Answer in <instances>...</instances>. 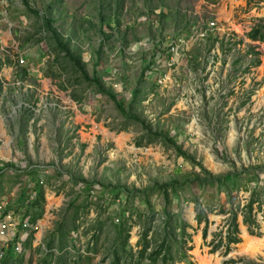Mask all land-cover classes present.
I'll return each instance as SVG.
<instances>
[{
  "label": "rangeland",
  "instance_id": "rangeland-1",
  "mask_svg": "<svg viewBox=\"0 0 264 264\" xmlns=\"http://www.w3.org/2000/svg\"><path fill=\"white\" fill-rule=\"evenodd\" d=\"M117 1L101 8L100 0H29L40 12L38 17L21 0H0V160L22 171L33 167L48 171L47 177L40 175L45 183L41 220L46 227L37 234L38 241L34 238L31 248L23 250L25 260L18 264H39L48 241L62 225L67 236H55L54 250L67 248L77 231L85 237V232L91 235L97 230L92 256L79 264H113L117 238L113 219L121 208L114 202L113 188L136 192L172 180L204 182L207 175L216 179L253 169H260L261 178L251 181L242 174L231 194L218 183L192 186L190 182L191 189H180L179 201L174 199L172 206L179 217L172 227L180 240L185 222L189 236L185 246L174 245L173 254L176 264H202L200 257L208 264L230 260L235 261L230 264H264V249L257 256L240 253L244 231L260 234H250L255 238L264 235V186H257L264 185V43L246 36L257 19L264 18V0H230L224 9L223 1L215 0H120L124 7L116 13ZM162 6L171 11L165 21L150 11L156 7L159 13ZM177 10L180 15L174 14ZM100 11L110 37L98 55L104 37ZM44 14L56 20L54 26L65 40L71 39L70 50L90 77L96 73L106 91L118 100L126 98L127 111L131 107L153 131L174 137L190 158L178 155L162 138L147 144L142 125L126 119L116 101L99 93L63 52L55 51L51 34L41 28ZM212 22L217 28L209 31L214 36L209 40H191V33L184 30L202 31ZM228 34L235 35L231 43L226 42ZM177 38L184 43L172 55L169 45ZM158 46L162 55L156 71L142 80ZM251 47L262 53L258 68L246 56ZM21 57L25 63L19 65ZM97 58L101 64L95 68ZM156 78L163 82L157 84ZM137 87L143 93L131 104L130 94ZM139 141L142 147L137 146ZM7 172L0 200L4 196L10 207L22 213L26 209L22 192L30 180L19 182L12 170ZM78 181L93 184L92 197L76 185ZM255 192L261 204L254 206L256 224L248 226L242 211ZM73 201L76 204L71 206ZM141 201L130 205L140 210H131L134 218L127 224L136 251L143 230L150 228L152 248L164 237L163 195L150 196L154 215L149 216ZM231 209L237 210L241 242L232 245L228 255L224 246L213 252L214 244L227 236ZM201 210L204 217L199 223ZM184 247L190 263L181 260ZM190 247L194 250L187 251Z\"/></svg>",
  "mask_w": 264,
  "mask_h": 264
},
{
  "label": "trees",
  "instance_id": "trees-1",
  "mask_svg": "<svg viewBox=\"0 0 264 264\" xmlns=\"http://www.w3.org/2000/svg\"><path fill=\"white\" fill-rule=\"evenodd\" d=\"M56 1L62 2L63 0H56ZM21 2L23 3L25 8L30 13L40 17V12L38 10L33 9L30 6L29 0H21ZM100 3H101V8H104L105 5L110 7L114 4V2L111 3V0H100ZM158 6L160 5H157L156 7ZM115 7H116V13H119L118 11L123 9L124 7L123 1L118 0L115 3ZM162 7H160L161 10H159L160 11L159 13L157 12L155 8H150V11L154 13L155 15H157L161 19V21H165L170 18L171 11L169 9H166V7H163V8ZM174 14L180 15L181 13L179 10H177V11H174ZM183 16H187V14L185 13ZM99 17L101 19L100 32L104 36L101 41L102 44L100 45V49L98 50V55H101L102 49L104 47L103 45L104 41L106 40V38L110 36H108L104 30V27L107 26L105 25V22L107 21V19L103 16L102 11H100ZM42 19H43V24L41 28H43V30L51 34L54 44H55V51L63 52L66 55V57L69 59L70 63L82 74V78L88 83L95 85L99 93L108 94L111 99L116 101L117 107L119 108L121 114L126 119L133 120L134 122H137L142 125L143 130L146 131V134L143 135V138H148L147 144L149 145L153 144L154 142L162 138L167 143L175 147L178 155L183 156L186 160L190 158L181 149V147H179L174 137L162 135L159 132L153 131L150 127H148L145 124L144 121L141 120V118L136 113L132 111L131 107L127 111L125 107L126 98L118 100L116 95L106 91L104 89V86L102 85L101 78L98 75H96V73L94 74L93 77H90L88 73L85 71V68L81 64L80 60L71 52L70 47H69V42L71 41V39L65 40L63 34L59 32L58 28L54 26V23L56 22V20L52 17H48L45 14L43 15ZM116 22L119 23L118 20H116ZM108 26L111 27L110 25ZM184 30L189 31V33H191L190 28H186ZM246 36L251 41L264 43V18L257 19L255 25L252 27L251 31L246 34ZM41 38H45V37H41ZM210 38H213V37L211 36ZM242 41L243 40H241V42ZM228 43H231V42L229 41ZM256 49L257 47H251L247 51L246 56L251 57L252 59L251 64L253 66L260 67L262 65V53L258 52ZM157 56L158 57L160 56L159 46L155 48L153 59L150 61L148 66L143 71L142 80H145V78L146 79L150 78V74H148V72L153 71V67L156 66ZM100 64H101V59L97 58V61L95 63V68H97V66H99ZM26 75H27L26 71H24V77ZM1 92H2V83H1V78H0V93ZM142 93H143V90L141 87L135 88L130 94L131 98L133 99L131 104L136 103L139 100L140 95ZM137 146L142 147L143 142L142 141L137 142ZM2 164L3 165L0 166V192L1 194L5 193L3 190L4 188L3 185H4V181H6L7 170H12V173H14L13 176H16L17 178H19L18 179L19 182L23 175L28 176L29 179H33L36 182V185L34 187L35 196L33 199H31L32 194L31 195L28 194L29 189L23 191V198L25 201L24 205L26 207L25 216L31 223H36L38 220L43 218V214H44L45 192H44L43 186L40 184V181H41L40 175L41 173L42 174L44 173L43 172L44 169L41 170L40 168L33 167L31 169H27L21 172L20 169H17L14 165L10 163H7V164L2 163ZM259 170L260 169H253L251 172L244 171V172L231 174L229 176L219 177L216 179H212V176L207 175L208 179L206 178L204 182H200L198 179H196L193 182L189 181L186 183H180L177 180H172L170 182L163 183V184H156L151 188H148L146 190L136 191V192L127 191L121 187L113 188L112 193L114 197V202L119 200V206L121 207V208L119 207L120 208L119 215L116 217L117 219H119V223L115 222L116 218L113 219L115 227H116V231H117L116 232L117 233L116 242H115V245H113V250H112L113 251L112 252L113 253V264H129L130 262H132L131 264H176L175 256L173 254L174 245L185 246L187 244L186 237L189 236L185 228V226H189V225L186 224L185 222H184V225H182V229H180L183 235V237L180 240L177 239L178 236L175 233V229L172 227V223L175 221L176 218L179 217V213L178 212L176 213L172 209V206L174 204V199L179 201L180 189H183V187L185 186H188L191 189V183L193 186L194 182H198L199 185H203V186L204 185L215 186V184L218 183L219 188L223 187L226 189L228 193L231 194L233 192V189L237 187L238 180L240 177H242L241 176L242 174L248 175L247 177L249 178V180L253 181L255 179L261 178V173H259ZM249 174H250V177H249ZM45 176L47 177V175ZM48 178H52V177L48 175ZM83 182L84 183L81 184V182L78 181L76 182V185L80 186V188L83 189L84 193L89 198L91 197V191L94 186L92 183L85 182V181ZM257 186L262 187L264 185L258 184ZM156 192H159L160 194H162L164 201H165L164 209H163V215H164V220H165L163 240L156 248H152V244H151L152 235H150L151 233L150 228H148L146 231L143 230L140 240L137 245L138 251L135 252L134 248L130 245V242H129V239L131 237V233H130L131 228L127 227V224L129 220H133L134 218L133 216L134 214L132 213L131 210L138 211L140 209L139 207L137 206L134 207L133 205L130 208V205L132 203L134 204L136 200L142 198L141 202L145 203L149 216L152 214L154 215V209L150 203V196ZM121 193H125V194L122 195ZM258 194L259 193L257 192L253 194V197L251 198L245 211H242L246 215L245 220H244L245 225L250 226V224H256L255 219L252 218V211L254 209V204L261 202V201H258L259 200ZM122 196H124V198ZM75 204H76V201H73L71 206H74ZM83 207L86 208L87 205H84ZM76 211H77L76 213V216H77V214L79 213V210H76ZM129 211L131 214L129 216H126V212H129ZM231 213H232V219H231L232 223L229 225L227 229V236L225 240L221 238L216 244H214L213 252H216L219 248L224 246L225 254L228 255L232 251V245L239 244L241 242V239L238 237L239 227H238V224L236 223L237 210L231 209ZM203 215H204V212L201 210V213L197 217V220L199 223L202 221L204 217ZM250 234L253 236L260 235L253 231H251ZM56 235H59L61 239L67 236V233L65 234L63 232V225L58 227V229L53 233V237L50 238V240L48 241L47 251L44 257H42V259L40 260L39 264H70V261L74 264H79V262L83 259L81 256L77 260H73L68 252H65L63 254H56L54 252V248H55L54 244H55ZM98 235H96L94 238H96ZM206 235H207V229L204 230V236ZM68 236H69V233H68ZM149 236L151 237L149 238ZM33 238H34L33 235L30 234V236L28 237V240L23 245V250L24 249L27 250L31 248ZM15 247H16V242H13L11 243L10 248H3V247L0 248V254L3 255L0 258V264H18V263H22L25 260L24 251L18 254H15L14 253ZM62 250L63 248L60 249V251ZM182 250L183 251L180 252L181 260L183 259L187 260V254L185 252L186 251L185 247ZM192 250H193V247H190L189 249H187V251H192ZM187 262L190 263V261L188 260ZM234 262H235L234 260H230V261L225 262L224 264H230Z\"/></svg>",
  "mask_w": 264,
  "mask_h": 264
},
{
  "label": "built area",
  "instance_id": "built-area-1",
  "mask_svg": "<svg viewBox=\"0 0 264 264\" xmlns=\"http://www.w3.org/2000/svg\"><path fill=\"white\" fill-rule=\"evenodd\" d=\"M220 1H223V0H215L214 2L218 3ZM216 28H217V25L215 22L209 23V24H207L206 28L202 29V31L193 32L191 30V36L189 38L191 40H193V39H197V38L204 39L207 37L209 40L211 36L214 38V36L211 34V32L209 33V31H213ZM234 36L235 35H229L228 34L226 42H229V41L232 42ZM175 40L176 41H172L169 45L170 46V52L172 53V55L177 54V51L180 48L179 47L180 44L184 43V41L182 39L177 38ZM241 40H239L240 42L238 44L243 43V41L241 42ZM258 52H260V51H258ZM161 55H162V53H160V56ZM160 56L159 57L157 56V59H159ZM18 63H19V65L24 64L25 63L24 58L21 57L18 60ZM156 68H157V65L155 67H153V72L156 71ZM155 81L157 82V84H158V82L159 83L163 82L161 79H158V78H156ZM44 173H45V175H47L48 171H45ZM40 184L42 186H45V183L43 180L40 181ZM93 193H94V191H91V197H92ZM31 199H33V197H31ZM118 203H119V200H118ZM259 204H261V202L255 203L254 206L255 205L259 206ZM25 211H26V209H25ZM25 211L21 213L20 211H17V208L14 209V208L10 207L8 202H5L4 200H0V237H2L3 240L5 241L4 245L2 247L3 248H10L11 243L16 242V247L14 249L15 254H18V253L23 251V245L28 240V237L30 236V234H32L33 237L36 238V242H37L38 241L37 234H39L41 232V230H43L42 221L38 220L36 223H31L26 218ZM255 216H256L255 211L253 209L252 218L255 219ZM258 217H259V215H258ZM115 222L119 223V219L116 218ZM95 231L96 232L95 233L93 232L91 235H89V233L86 234V232H85V237H84L83 233L81 235V233H78V231L76 233H73L74 235L71 237L72 243L67 248H64L62 251L54 250V252L56 254H63L65 252H68L73 260H77L80 256L82 258H85L87 256H92L91 250L95 246V238L94 237L99 234V232L97 230H95ZM86 236H88V238ZM32 244H33V242H32ZM134 251L136 252V248H134ZM2 256L3 255L0 254V258Z\"/></svg>",
  "mask_w": 264,
  "mask_h": 264
},
{
  "label": "bare ground",
  "instance_id": "bare-ground-1",
  "mask_svg": "<svg viewBox=\"0 0 264 264\" xmlns=\"http://www.w3.org/2000/svg\"><path fill=\"white\" fill-rule=\"evenodd\" d=\"M243 239H244V244L240 246V253L248 254L250 256H257L264 249V235L261 238H255L252 237L246 231H244ZM200 261L202 264L209 263V260L203 257H200Z\"/></svg>",
  "mask_w": 264,
  "mask_h": 264
},
{
  "label": "crops",
  "instance_id": "crops-1",
  "mask_svg": "<svg viewBox=\"0 0 264 264\" xmlns=\"http://www.w3.org/2000/svg\"><path fill=\"white\" fill-rule=\"evenodd\" d=\"M223 5H222V9H224V8H227L228 6H230L231 5V2H230V0H223ZM9 71H10V69H9ZM6 76V75H5ZM9 76H11V73H9ZM22 85H25V83L24 84H22ZM2 96V94L0 93V97ZM3 97V96H2ZM1 97V103H2V101H3V98ZM1 157V156H0ZM2 161H6V160H3V159H1ZM0 160V162L2 163V161ZM0 163V164H1ZM21 172H23L22 170H20ZM8 173L9 172H7V175H8ZM10 174H14V173H10ZM25 178H27V179H29V177L28 176H26V175H23V177H21V180H24ZM30 180V183H26L27 184V187L24 189V190H28L29 189V192H28V194H32L31 195V197H33L34 198V196H35V192H34V187H35V185H36V182H34V181H32L31 179H29ZM25 182H27V181H25ZM29 184V185H28ZM23 190V191H24ZM23 193V192H22ZM1 200H6V198H4V196L2 197V199ZM7 201V200H6ZM9 201V200H8ZM23 201H24V198H23ZM24 203H25V201H24ZM9 206H10V204H9ZM17 210L18 211H20L18 208H17ZM23 211H25V210H23ZM41 220V219H40ZM42 221V220H41ZM43 222V221H42ZM46 226H43V228H45ZM33 240H34V238H33ZM0 242L1 243H4L5 241L3 240V238L2 237H0ZM1 248V247H0ZM193 250H194V247H193Z\"/></svg>",
  "mask_w": 264,
  "mask_h": 264
}]
</instances>
